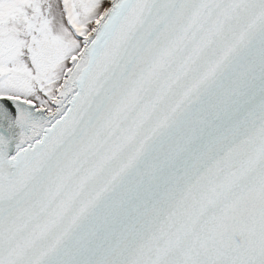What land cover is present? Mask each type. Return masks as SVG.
Instances as JSON below:
<instances>
[{"label": "snow or ice", "instance_id": "snow-or-ice-1", "mask_svg": "<svg viewBox=\"0 0 264 264\" xmlns=\"http://www.w3.org/2000/svg\"><path fill=\"white\" fill-rule=\"evenodd\" d=\"M0 264H264V0H0Z\"/></svg>", "mask_w": 264, "mask_h": 264}]
</instances>
